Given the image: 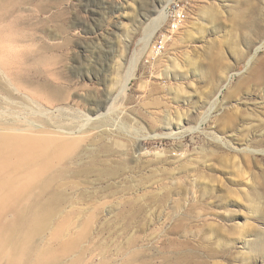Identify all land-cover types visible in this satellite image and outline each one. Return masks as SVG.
Masks as SVG:
<instances>
[{"label":"rangeland","instance_id":"1","mask_svg":"<svg viewBox=\"0 0 264 264\" xmlns=\"http://www.w3.org/2000/svg\"><path fill=\"white\" fill-rule=\"evenodd\" d=\"M183 1L193 32L159 65L139 41L160 0H21L31 11L0 22L13 74L58 95L21 89L0 121L46 107L52 129L84 132L62 187V210L90 217L80 264L126 249L133 264H264V0Z\"/></svg>","mask_w":264,"mask_h":264},{"label":"bare ground","instance_id":"2","mask_svg":"<svg viewBox=\"0 0 264 264\" xmlns=\"http://www.w3.org/2000/svg\"><path fill=\"white\" fill-rule=\"evenodd\" d=\"M160 1L161 6L154 8V17L146 25L144 36L139 41L143 47L149 46L163 22L164 9L172 0ZM19 2L0 0V22L8 21L14 11H31L28 8L16 10V6L21 3ZM184 25L172 40L173 45L184 42L192 34L195 22ZM3 39L8 44L6 38H0V101L8 107L15 106L21 110L23 107L14 101V96L25 95L21 89H28L35 95L39 94L40 99L53 103L58 96L56 91L44 92L39 88H31L18 76L19 73L13 74L9 67L8 51L3 48L6 46ZM127 47L125 42H119V59ZM141 50L138 52L141 53ZM165 55L166 53L154 58L156 60L153 59V63L159 65ZM136 56L137 53L134 52L131 61L135 62ZM38 61L53 64L52 58L46 59L42 55H39ZM133 68H129L121 80L122 91L135 75ZM54 75L55 72L51 71L49 76ZM36 104L42 105L41 102ZM38 110L40 117L45 120L33 116L30 120H17L13 123L0 121V264H80L83 259L81 244L88 237L90 217L76 224L72 218L73 211L62 210L66 202L62 187L74 178L67 167L84 140V132L52 129L50 120L56 109L42 107ZM93 113H98V110ZM101 116L96 114L92 118L85 115V121L89 123ZM46 236L56 242L55 247H51L49 243L43 244ZM46 242L47 240L44 243ZM122 256L126 259L124 264H133L136 254L126 249Z\"/></svg>","mask_w":264,"mask_h":264},{"label":"built area","instance_id":"3","mask_svg":"<svg viewBox=\"0 0 264 264\" xmlns=\"http://www.w3.org/2000/svg\"><path fill=\"white\" fill-rule=\"evenodd\" d=\"M188 5L183 0H172L164 9L162 25L153 35L147 60L161 56L166 52L175 35L188 19Z\"/></svg>","mask_w":264,"mask_h":264}]
</instances>
